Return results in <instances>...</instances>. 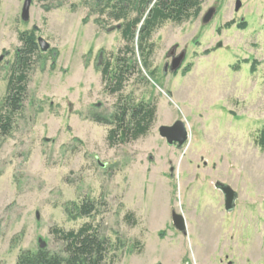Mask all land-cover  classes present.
Here are the masks:
<instances>
[{
    "label": "rangeland",
    "instance_id": "rangeland-1",
    "mask_svg": "<svg viewBox=\"0 0 264 264\" xmlns=\"http://www.w3.org/2000/svg\"><path fill=\"white\" fill-rule=\"evenodd\" d=\"M23 1L0 0V104L18 35L32 30L50 49L32 56L21 108L0 134V264L41 244L63 256L54 229L85 223L107 241L104 264H264V151L255 144L264 126V0H239L237 12L236 0H202L193 18L155 29L146 57L133 41L135 68L115 94L101 69L125 41L107 0H32L27 22ZM174 48L184 60L164 72ZM119 96L150 101L155 117L139 138L109 143L113 125L103 120ZM176 120L188 132L181 149L157 130ZM216 182L236 193L231 212ZM83 201L93 203L89 217L77 215Z\"/></svg>",
    "mask_w": 264,
    "mask_h": 264
},
{
    "label": "trees",
    "instance_id": "trees-1",
    "mask_svg": "<svg viewBox=\"0 0 264 264\" xmlns=\"http://www.w3.org/2000/svg\"><path fill=\"white\" fill-rule=\"evenodd\" d=\"M202 0H107L105 8L109 19L119 24V31L125 41V50L119 49L116 55L105 61L101 69L102 79L111 94L119 93L130 71L134 69L131 57L134 50L131 43L135 41L144 57L150 55L152 45L148 42L152 33L161 24L171 21L176 24L185 22L195 16ZM21 48L16 51V61L7 80L5 95L0 104V134L6 135L12 128L13 116L17 113L26 94V84L32 56L37 51L36 37L32 30L18 35ZM145 51V52H144ZM130 56L127 58L126 56ZM156 107L150 102L130 104L119 96L115 112L110 120L112 124L107 139L124 142L129 137L137 139L144 135L154 120ZM99 120V119H98ZM255 144L264 151V126L255 138ZM77 215L89 217L94 211L91 201H83L74 206ZM125 220L132 215L127 213ZM65 242L64 253H52L46 247L35 251H21L15 264H104L107 257V241L99 238L96 229L90 223L83 224L76 231L54 229Z\"/></svg>",
    "mask_w": 264,
    "mask_h": 264
},
{
    "label": "water",
    "instance_id": "water-1",
    "mask_svg": "<svg viewBox=\"0 0 264 264\" xmlns=\"http://www.w3.org/2000/svg\"><path fill=\"white\" fill-rule=\"evenodd\" d=\"M97 2H101L103 0H96ZM32 0H24L22 3L21 11H20V19L24 22L29 20V13L31 7ZM241 7V2L236 0L234 3V10L237 12ZM214 9H209L206 15L203 17V22H207L214 14ZM119 26H116L118 29ZM36 43L38 49L41 53H45L50 49L49 43L43 39L42 37H36ZM221 43H217L215 45V49L220 48ZM185 57V52H181L175 56V58L170 62L168 71L174 72L177 71L181 63L183 62ZM1 59V58H0ZM166 69L164 72H166ZM158 134L162 137L168 146H173L176 149H181L187 142L188 139V132L185 127V124L181 120H176L172 125H161L158 127ZM214 187L222 193L223 201H224V209L226 212H231L235 208V201L237 198L236 193L226 184L216 182ZM171 220L173 227L185 234V220L183 216L175 211L171 212ZM40 247H45L44 244L39 245Z\"/></svg>",
    "mask_w": 264,
    "mask_h": 264
},
{
    "label": "flooded vegetation",
    "instance_id": "flooded-vegetation-1",
    "mask_svg": "<svg viewBox=\"0 0 264 264\" xmlns=\"http://www.w3.org/2000/svg\"><path fill=\"white\" fill-rule=\"evenodd\" d=\"M176 55H177V53H176V48L171 49V50L168 52L169 63H167V64L164 65V70L166 69V67H167V69L169 68V64H170V62L175 58Z\"/></svg>",
    "mask_w": 264,
    "mask_h": 264
}]
</instances>
